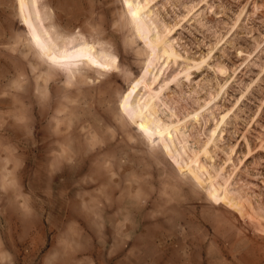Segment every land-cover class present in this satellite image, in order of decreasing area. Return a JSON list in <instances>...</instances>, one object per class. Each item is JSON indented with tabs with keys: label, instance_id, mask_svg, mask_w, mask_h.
Here are the masks:
<instances>
[{
	"label": "rangeland",
	"instance_id": "374dc122",
	"mask_svg": "<svg viewBox=\"0 0 264 264\" xmlns=\"http://www.w3.org/2000/svg\"><path fill=\"white\" fill-rule=\"evenodd\" d=\"M0 264H264V0H0Z\"/></svg>",
	"mask_w": 264,
	"mask_h": 264
},
{
	"label": "snow or ice",
	"instance_id": "6c2138e0",
	"mask_svg": "<svg viewBox=\"0 0 264 264\" xmlns=\"http://www.w3.org/2000/svg\"><path fill=\"white\" fill-rule=\"evenodd\" d=\"M113 55H115V53H114ZM123 59H124V57H123V55L121 54V61H123Z\"/></svg>",
	"mask_w": 264,
	"mask_h": 264
}]
</instances>
